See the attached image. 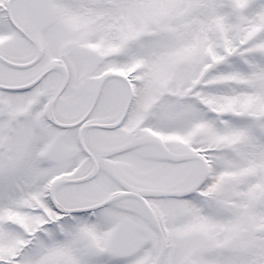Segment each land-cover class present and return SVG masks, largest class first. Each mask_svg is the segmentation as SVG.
Listing matches in <instances>:
<instances>
[{"label": "snow or ice", "instance_id": "snow-or-ice-1", "mask_svg": "<svg viewBox=\"0 0 264 264\" xmlns=\"http://www.w3.org/2000/svg\"><path fill=\"white\" fill-rule=\"evenodd\" d=\"M0 264H264V0H0Z\"/></svg>", "mask_w": 264, "mask_h": 264}]
</instances>
